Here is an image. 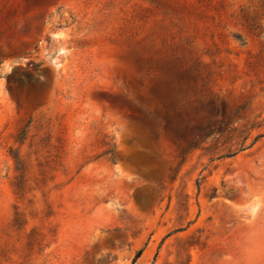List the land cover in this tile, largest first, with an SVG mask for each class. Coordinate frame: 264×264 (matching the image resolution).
I'll use <instances>...</instances> for the list:
<instances>
[{"label":"rangeland","instance_id":"rangeland-1","mask_svg":"<svg viewBox=\"0 0 264 264\" xmlns=\"http://www.w3.org/2000/svg\"><path fill=\"white\" fill-rule=\"evenodd\" d=\"M0 264H264V0H0Z\"/></svg>","mask_w":264,"mask_h":264},{"label":"trees","instance_id":"trees-1","mask_svg":"<svg viewBox=\"0 0 264 264\" xmlns=\"http://www.w3.org/2000/svg\"><path fill=\"white\" fill-rule=\"evenodd\" d=\"M140 252L137 254V258L139 257Z\"/></svg>","mask_w":264,"mask_h":264}]
</instances>
